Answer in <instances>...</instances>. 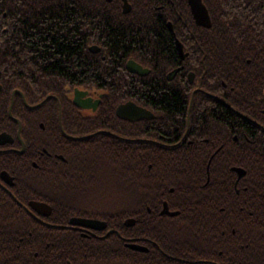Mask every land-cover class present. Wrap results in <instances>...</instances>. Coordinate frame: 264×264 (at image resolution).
Wrapping results in <instances>:
<instances>
[{
    "label": "trees",
    "instance_id": "trees-1",
    "mask_svg": "<svg viewBox=\"0 0 264 264\" xmlns=\"http://www.w3.org/2000/svg\"><path fill=\"white\" fill-rule=\"evenodd\" d=\"M40 1L12 21L0 0L5 92L18 88L33 102L84 84L104 90L98 112L115 116L120 103L134 100L159 114H174L189 134L179 148L152 150L144 141L111 136L115 149L104 138L103 146L81 148L68 163L41 174V196L58 219L82 214L117 229L99 246L73 236V249H83L89 264H132L124 236L180 240L200 255L213 250L220 264H264V0H204L209 28L195 22L187 0H129L132 10L123 13L119 7L117 20L92 7L86 14L81 5L61 3L65 0ZM91 43L101 52L92 53ZM129 59L150 67V74L129 73ZM178 66L183 69L169 76ZM189 72L195 74L192 82ZM195 87L200 90L194 94ZM144 129L142 123L136 131ZM234 167L246 174L239 176ZM164 199L181 213L152 216L148 207L155 209ZM130 217L136 219L133 226L125 225ZM0 223L38 224L27 216L0 217ZM29 231L35 233L25 228V240H33ZM28 245L21 243V255L34 256ZM145 256L138 261L144 263Z\"/></svg>",
    "mask_w": 264,
    "mask_h": 264
},
{
    "label": "flooded vegetation",
    "instance_id": "flooded-vegetation-1",
    "mask_svg": "<svg viewBox=\"0 0 264 264\" xmlns=\"http://www.w3.org/2000/svg\"><path fill=\"white\" fill-rule=\"evenodd\" d=\"M3 1L6 7H4L6 10L3 15L7 20L12 21L17 19V14L28 15L29 8H35L41 3L40 0ZM127 1L130 4V12L133 5L129 0ZM61 3L81 5L86 9V14L88 7H92L91 11L100 15L106 13L107 17L115 20L119 19V16L114 15L119 7L123 13H128L124 12V0L90 2L65 0ZM85 34L87 39L88 33L85 32ZM88 48L92 53H100L102 49L95 43H91ZM181 55L182 58L186 57L185 54ZM146 68L151 72L150 67ZM181 69L183 66L175 67L169 75H175ZM191 73L194 80L195 74L189 72V75ZM173 81L175 80L170 79L168 83L177 85V82ZM0 85V217L27 216L38 222V224L0 223V264H89L83 257V249H73L76 246H73L72 237L83 236L89 238L92 245L99 246L102 238L111 233L118 234L117 229L109 227L108 223L104 229L71 223L74 217L105 221L82 214L73 215L66 220L58 219L52 204L43 200L41 196L40 175L52 173L54 166L60 162L68 163L69 155H73L81 148L103 146L106 140L104 138L113 142L114 149L117 145L114 140H119L121 137L124 138L123 141L128 142L144 141L146 148L150 150L153 148L176 149L185 144V137L189 135L188 129L184 128L183 121L173 117L174 114H159L151 106L147 107L134 100L128 101L151 110L153 116L133 120L121 117L117 112L115 116L108 112H98L103 102L104 90L88 88L84 84H76L72 90L66 89L61 97L48 94L43 97L37 96L33 102L27 99L22 90L13 88L5 92L4 84L0 82ZM199 90L200 88L195 87L193 93ZM210 94L211 98H220L216 93ZM142 123H145V129L136 131L138 125ZM124 132L127 136L123 134ZM137 132L143 133L146 137H136ZM111 136L115 139L109 140ZM187 141L192 142L189 139ZM110 145L113 147L112 144ZM236 168L234 167L235 171ZM236 173L243 176L246 170L244 174H239L238 171ZM209 181L210 177L207 179L208 183ZM169 191H174V188H170ZM162 194L165 196L166 192L163 191ZM48 195L53 198L54 190L50 189ZM38 203L48 204L51 210H47L46 206L41 207L42 210L37 208ZM155 207V209L148 207L152 216L174 217L181 213V210L171 208L166 199L160 201V205L156 204ZM165 207L169 211L164 212ZM130 218L135 220L133 224L135 225L136 219ZM126 220L125 225H127ZM25 228L35 230V233L28 232L33 240H25ZM21 243H29L28 247L34 251V256L21 255L25 251ZM184 243L188 242L129 236H124L123 240V245L132 253L130 257L132 264H152L153 260H158L159 264H220L214 258L213 250L204 249L206 253L200 255L196 248L191 245L184 246ZM143 254L147 256H145V262L140 263L138 260Z\"/></svg>",
    "mask_w": 264,
    "mask_h": 264
},
{
    "label": "water",
    "instance_id": "water-1",
    "mask_svg": "<svg viewBox=\"0 0 264 264\" xmlns=\"http://www.w3.org/2000/svg\"><path fill=\"white\" fill-rule=\"evenodd\" d=\"M192 14L194 16L195 21L204 27H210L212 25V20L211 16L209 13V10L207 6L205 5L203 0H188ZM124 12H128L130 10V4L128 3L127 0H124ZM171 25V24H170ZM177 46L180 51V54H183V48L182 44L179 40H177ZM128 71L132 73H136L138 75H146L149 73V69L143 67L140 63L136 62L133 59H130L127 62L126 65ZM189 78L192 80L193 79V73L189 75ZM1 89V85H0ZM117 114L121 117L128 118V119H142V118H149L153 116V112L143 106L138 105L137 103L133 101H128L124 104H121L117 107L116 110ZM236 171L239 172V174H244L245 170L236 168ZM48 207L47 210H51V208L48 206V204L45 203H38L36 205L37 208L41 207ZM42 210V209H41ZM169 209L165 207V211L167 212ZM172 214V213H171ZM173 214H176L173 212ZM135 222L134 219L129 218L126 220L127 225H133ZM71 223L73 224H79V225H85V226H90L98 229H104L107 227V222L106 221H101V220H96V219H89V218H78L74 217L71 219ZM133 247V246H131Z\"/></svg>",
    "mask_w": 264,
    "mask_h": 264
}]
</instances>
